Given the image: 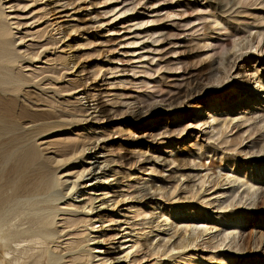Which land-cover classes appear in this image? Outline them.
I'll list each match as a JSON object with an SVG mask.
<instances>
[{
	"label": "rangeland",
	"instance_id": "rangeland-1",
	"mask_svg": "<svg viewBox=\"0 0 264 264\" xmlns=\"http://www.w3.org/2000/svg\"><path fill=\"white\" fill-rule=\"evenodd\" d=\"M0 23L25 87L80 107L71 129L101 146L94 175L85 147L57 173L54 237L28 246L58 264H264V0H0Z\"/></svg>",
	"mask_w": 264,
	"mask_h": 264
},
{
	"label": "bare ground",
	"instance_id": "bare-ground-1",
	"mask_svg": "<svg viewBox=\"0 0 264 264\" xmlns=\"http://www.w3.org/2000/svg\"><path fill=\"white\" fill-rule=\"evenodd\" d=\"M16 58L11 36L0 23V264H58L60 255L45 248L35 251L28 243L47 247V239L54 237L52 221L57 210L53 203L59 200L60 186L57 173L74 163L85 147L93 156L87 175H94L101 164V146L99 141L90 142L88 134L79 135L71 129L81 123L79 116L85 114L80 107L25 87L30 76L10 66ZM73 88L75 85L59 91ZM86 101L93 102L92 112L103 115L96 97H87ZM155 109H150L148 115ZM132 113L140 116L142 111L138 108ZM12 221L26 224L25 230L9 229ZM77 224L73 219L65 221L67 227ZM70 244L69 252L76 251L81 242L74 240ZM31 250L35 252L26 255ZM115 250L116 247L109 251ZM11 252L19 254L8 259ZM68 259L80 264V255Z\"/></svg>",
	"mask_w": 264,
	"mask_h": 264
}]
</instances>
